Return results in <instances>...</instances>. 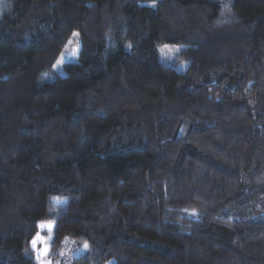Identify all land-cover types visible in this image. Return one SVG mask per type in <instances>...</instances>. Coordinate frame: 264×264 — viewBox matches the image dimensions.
<instances>
[{
	"label": "trees",
	"instance_id": "obj_1",
	"mask_svg": "<svg viewBox=\"0 0 264 264\" xmlns=\"http://www.w3.org/2000/svg\"><path fill=\"white\" fill-rule=\"evenodd\" d=\"M49 221L71 264H264V0H0V264Z\"/></svg>",
	"mask_w": 264,
	"mask_h": 264
},
{
	"label": "rangeland",
	"instance_id": "obj_2",
	"mask_svg": "<svg viewBox=\"0 0 264 264\" xmlns=\"http://www.w3.org/2000/svg\"><path fill=\"white\" fill-rule=\"evenodd\" d=\"M184 48L185 46L182 44L167 43L160 45L158 47V60L164 65H169L175 67L178 70H183L185 66V62L179 61L178 54ZM76 55H77V46L74 45L73 50L69 54V60H75ZM54 69L55 72L60 74L62 73L60 64L56 65ZM53 77L54 76L52 74H48L47 76H45V78L48 80L52 79ZM37 232H39L41 236L47 238L46 242L44 243L38 241L35 249L32 247V243L30 242V247L34 252V256L37 264H40V260L37 259L38 252L42 250L45 246H47L48 248V253L46 256H43L42 259L50 262V264H71L72 259L82 252V248L72 245L71 242H69L68 240H64L62 246H60V249L57 252H53L50 250V246H49L51 233H49L48 229L47 228L41 229L38 225ZM37 232L35 233L33 238L36 237Z\"/></svg>",
	"mask_w": 264,
	"mask_h": 264
},
{
	"label": "snow or ice",
	"instance_id": "obj_3",
	"mask_svg": "<svg viewBox=\"0 0 264 264\" xmlns=\"http://www.w3.org/2000/svg\"><path fill=\"white\" fill-rule=\"evenodd\" d=\"M74 35H75V34H74ZM39 227H40L41 229H45V228H47L48 231H49V233H51V230H52L53 224H52V222H50V221H49V222H40ZM46 239H47L46 237L41 236L40 233L37 232L36 237L33 238V240L31 241V243H32V247L35 249L36 246H37V242H38V241L44 243V242H46ZM84 247H85V248L88 247L87 243H85ZM47 253H48V248H47V246H45L42 250H40V251L38 252L37 259L40 260V264H50V262L45 261V260L42 259L43 256H46V255H47Z\"/></svg>",
	"mask_w": 264,
	"mask_h": 264
}]
</instances>
